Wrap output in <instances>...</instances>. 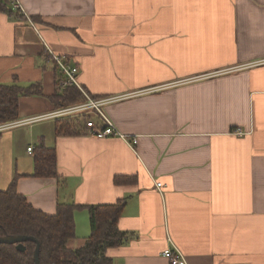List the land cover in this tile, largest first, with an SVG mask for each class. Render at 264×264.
Instances as JSON below:
<instances>
[{
  "label": "crops",
  "instance_id": "obj_1",
  "mask_svg": "<svg viewBox=\"0 0 264 264\" xmlns=\"http://www.w3.org/2000/svg\"><path fill=\"white\" fill-rule=\"evenodd\" d=\"M18 1L24 13L0 11V84L42 93L20 95L13 122L64 107L51 52L77 67L82 95H126L103 107L124 138L57 135L61 118L2 130L0 190L16 177L45 214L121 201L112 264H170L167 248L188 264H264V0ZM40 146L58 177L33 175ZM73 218L76 249L87 209Z\"/></svg>",
  "mask_w": 264,
  "mask_h": 264
},
{
  "label": "trees",
  "instance_id": "obj_2",
  "mask_svg": "<svg viewBox=\"0 0 264 264\" xmlns=\"http://www.w3.org/2000/svg\"><path fill=\"white\" fill-rule=\"evenodd\" d=\"M11 0H0V11L12 15ZM59 91V89H57ZM41 87L32 84L22 88L0 84V124L17 118L20 95H39ZM62 106L84 100L81 92L69 86L53 96ZM84 117L60 120L55 128L57 135L77 134L84 131ZM39 177H58L55 150L40 146L35 155L34 173ZM123 204L77 205L57 203L54 214L36 210L16 189V177L8 187L0 190V236H32L39 243L40 264H112L106 249L119 245L124 234L117 227ZM86 208L90 221V234L83 246L71 249L67 241L75 236L73 213ZM24 251L16 244L0 243V264H34L36 242H23Z\"/></svg>",
  "mask_w": 264,
  "mask_h": 264
},
{
  "label": "built area",
  "instance_id": "obj_3",
  "mask_svg": "<svg viewBox=\"0 0 264 264\" xmlns=\"http://www.w3.org/2000/svg\"><path fill=\"white\" fill-rule=\"evenodd\" d=\"M10 4L13 10H17L24 13L18 0H11ZM50 58L54 61V63L59 67V69L63 73L62 79L58 80L59 91H63L69 86H75L79 88V85L76 81L77 67L72 66L62 56L55 55L51 52H50ZM139 92L142 91H138L133 94H137ZM83 95H84V100L82 102L75 103L70 106L61 107L51 113H47L38 117H34L22 121L1 123L0 131L36 119H45V118L66 119V118H74V117L75 118L84 117L85 121L83 125H84V130L87 134L98 138H102L108 135H117L119 137L124 138V136L121 135L117 131L115 126L110 122L109 118L107 117V115L103 110V107L109 103L115 102L117 100L126 97V95H116V96L99 97V98L90 97L85 92H83ZM135 141L136 139L132 138V142ZM27 150L30 152L32 150V147H28ZM157 186L159 187L160 183H157ZM162 255L169 260L170 264H188L184 259V257L182 256V254L175 248L165 249L162 252Z\"/></svg>",
  "mask_w": 264,
  "mask_h": 264
},
{
  "label": "water",
  "instance_id": "obj_4",
  "mask_svg": "<svg viewBox=\"0 0 264 264\" xmlns=\"http://www.w3.org/2000/svg\"><path fill=\"white\" fill-rule=\"evenodd\" d=\"M26 240H33L36 242V247L34 249V264H40L39 262V243L32 237L26 235H6L0 236V243H7V244H16V248L20 251H24L25 247L23 242Z\"/></svg>",
  "mask_w": 264,
  "mask_h": 264
},
{
  "label": "rangeland",
  "instance_id": "obj_5",
  "mask_svg": "<svg viewBox=\"0 0 264 264\" xmlns=\"http://www.w3.org/2000/svg\"><path fill=\"white\" fill-rule=\"evenodd\" d=\"M82 101H83V100H82ZM82 101H81V102H82ZM76 103H79V102H76ZM67 119H68V118H67ZM69 119H71V118H69ZM9 122H13V121H9Z\"/></svg>",
  "mask_w": 264,
  "mask_h": 264
}]
</instances>
